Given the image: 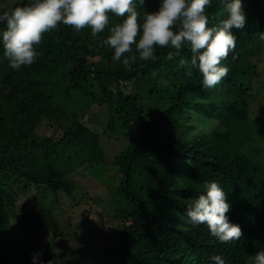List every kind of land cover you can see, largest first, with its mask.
<instances>
[{
    "label": "trees",
    "instance_id": "1",
    "mask_svg": "<svg viewBox=\"0 0 264 264\" xmlns=\"http://www.w3.org/2000/svg\"><path fill=\"white\" fill-rule=\"evenodd\" d=\"M26 2L16 0L12 7ZM135 4L142 16L155 10L157 0L143 4L135 0ZM252 6L244 8L245 27L232 30L235 47L221 61L229 69L227 76L207 90L201 87L198 70L181 63L190 60L187 45L172 59L167 55L175 50L165 46L156 49V61L137 59L130 68L114 62L113 50L95 42V38L103 41L109 28L123 19L112 13L95 37L65 24L42 33L35 62L19 70L9 67L0 48V264H29L36 250L44 263L51 258L34 241L25 244L26 237L54 226L50 206L38 197L39 212L31 220V231L22 224L12 231L7 207L10 183L71 194L74 183L69 172L105 161L100 142L81 118V112L96 102L90 91L92 81L108 108L106 128L130 140L112 162L120 174L116 197L123 207L118 216L125 219L124 236L133 241L123 247L119 263L213 264L209 257L222 254L226 264H252L254 253L264 248V154L256 161L239 141L255 128L256 138L264 142L259 117L248 119L257 69L252 58L264 51V15ZM223 8L222 0L206 6L209 26H218L226 18ZM109 78L147 81L151 84L148 97L112 89L106 82ZM210 118L218 121L211 130L214 134L201 125L208 126ZM188 120L192 121L185 125ZM195 120L202 121L196 129L191 125L198 124ZM43 125L58 137L41 130ZM175 160L186 161L188 181L175 180ZM208 180H216L225 191L230 203L226 215L242 231L238 240L221 244L206 225H189L179 218L178 213Z\"/></svg>",
    "mask_w": 264,
    "mask_h": 264
},
{
    "label": "clouds",
    "instance_id": "2",
    "mask_svg": "<svg viewBox=\"0 0 264 264\" xmlns=\"http://www.w3.org/2000/svg\"><path fill=\"white\" fill-rule=\"evenodd\" d=\"M144 0H140L143 4ZM212 0H157V7L136 10L135 0H27L22 5L0 8V48L9 67L19 70L31 65L39 55L37 45L42 33L70 25L76 31L84 27L95 37L109 23V13L123 19L109 28L102 41L113 50L111 59L131 67L137 59L156 61L158 47L174 49L167 59L179 54L187 45L190 60L181 61L200 73V84L205 90L214 88L227 76L228 67L221 61L235 47L233 29H243L247 16L242 0H222L226 18L218 26H209L206 6ZM139 17V22H138ZM125 53L130 55L125 56ZM155 77L156 73L153 72ZM167 84V81H158ZM228 197L216 180L203 183V189L178 213L189 225H206L209 234L221 244L238 240L242 236L240 225L232 222ZM39 250L31 254L32 264H44ZM213 264H226L222 254L209 257ZM50 264V261H48ZM252 264H264V248L254 253Z\"/></svg>",
    "mask_w": 264,
    "mask_h": 264
},
{
    "label": "rangeland",
    "instance_id": "3",
    "mask_svg": "<svg viewBox=\"0 0 264 264\" xmlns=\"http://www.w3.org/2000/svg\"><path fill=\"white\" fill-rule=\"evenodd\" d=\"M15 1L0 0V7H12ZM249 3L253 4L252 8L256 12L264 15V0H242L244 8ZM80 33L87 35L91 32L88 27H84ZM95 42L101 45L102 39L95 38ZM252 60L256 63L257 69L252 81L248 119L253 120L259 117L258 128H260L264 126V51ZM106 82L112 89L121 88L125 93H137L142 98L148 97L151 85L143 80L120 81L114 78L106 79ZM90 91L93 92L96 102L88 109H83L85 111L82 110L81 118L100 142L105 161L94 168L83 164L69 172L68 177L74 183L71 194L61 191L52 192L35 185L25 188L26 186L20 181L12 182L8 186L11 199L7 207L9 226L12 231H16L20 224L25 231H31V220L39 212L38 197L50 206L54 219L52 229L37 234L38 236L31 235L25 238L27 247L34 241L35 245L49 251L50 264H99L101 262L109 264L111 259L115 264H120L123 247L133 242L130 236H124L122 225L125 219L118 216L123 207V203L116 197L120 174L112 164L115 155L126 148L130 140L106 128L109 112L106 102L102 100L103 94L93 81L90 84ZM143 101L149 102L145 99ZM191 121H186L185 125H189ZM195 121L198 124L192 122L191 125H195L196 129L202 121ZM208 122V126L206 122L201 125L205 132L209 130L207 133L214 134L215 132L211 130L218 126V121L210 118ZM41 130L52 133L55 138L58 137V133L47 125H43ZM256 131L255 128H251L250 133L242 135L239 141L242 149L259 161L264 154V142L256 138L259 135ZM260 136L264 138V134L260 133ZM173 171L178 183L190 179L188 165L184 160H175ZM261 177L264 179L263 175ZM28 259L29 264H32L31 258ZM44 264H48V261Z\"/></svg>",
    "mask_w": 264,
    "mask_h": 264
}]
</instances>
